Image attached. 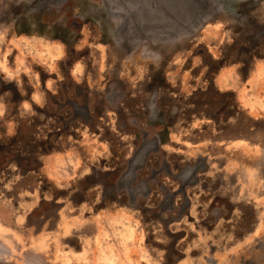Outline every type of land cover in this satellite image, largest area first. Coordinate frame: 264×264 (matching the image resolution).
Listing matches in <instances>:
<instances>
[{
    "label": "rangeland",
    "instance_id": "obj_1",
    "mask_svg": "<svg viewBox=\"0 0 264 264\" xmlns=\"http://www.w3.org/2000/svg\"><path fill=\"white\" fill-rule=\"evenodd\" d=\"M121 3L0 0V68H17L0 205L20 220L0 223V264H264V116L214 81L264 51V0H207L176 40L122 33Z\"/></svg>",
    "mask_w": 264,
    "mask_h": 264
},
{
    "label": "crops",
    "instance_id": "obj_2",
    "mask_svg": "<svg viewBox=\"0 0 264 264\" xmlns=\"http://www.w3.org/2000/svg\"><path fill=\"white\" fill-rule=\"evenodd\" d=\"M207 26L208 27L205 29L207 35L217 33L210 25ZM144 28L145 29L140 32L133 33L135 38L176 40L185 36V33L182 32L180 34L171 35V30L163 27L147 26ZM16 69L17 68H0V75L9 77L10 70H15V73L17 71ZM214 76L216 89L219 92H232L234 94L235 104L241 112H244L248 117L254 119L264 116V51L260 56L251 53L243 58L234 57L232 63L226 65L219 64ZM236 147L239 149L237 151L241 154L249 153L253 155L260 153V151L254 147L248 148L242 144H235L232 148ZM9 204H7L8 208L1 207L0 205V223L3 226L9 227L10 230V228L17 226L15 222H19L20 220L14 219L16 215H10L13 209H9ZM10 222H12V224Z\"/></svg>",
    "mask_w": 264,
    "mask_h": 264
},
{
    "label": "water",
    "instance_id": "obj_3",
    "mask_svg": "<svg viewBox=\"0 0 264 264\" xmlns=\"http://www.w3.org/2000/svg\"><path fill=\"white\" fill-rule=\"evenodd\" d=\"M123 2L121 4L128 14L127 18H124L121 30L124 34L129 32L127 30L130 21L134 24L132 29V33H134L140 32L136 28L145 29L144 27L148 26L145 21L149 19L163 21L165 25L157 27L170 29L171 35L180 34L182 31L175 27L178 22L185 21L193 27L207 13V0H123ZM128 7L137 10L129 11Z\"/></svg>",
    "mask_w": 264,
    "mask_h": 264
}]
</instances>
